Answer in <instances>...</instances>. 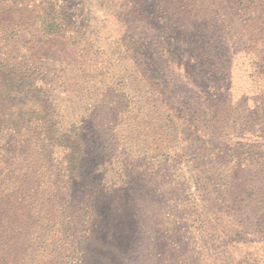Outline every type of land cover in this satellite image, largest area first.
I'll return each mask as SVG.
<instances>
[{
	"label": "rangeland",
	"instance_id": "rangeland-1",
	"mask_svg": "<svg viewBox=\"0 0 264 264\" xmlns=\"http://www.w3.org/2000/svg\"><path fill=\"white\" fill-rule=\"evenodd\" d=\"M263 6L264 0H0V37L10 46L3 51L38 79L36 89L50 95L65 127L83 137L102 136L100 148L108 136L103 134L117 132L130 174L151 199L171 186L157 177L151 187V166L137 157L174 158L170 174L182 188L172 185L175 192L162 209L165 219L172 214L169 233L157 246L148 244L154 258L145 264H264V184L255 183L250 192L263 161L248 146L257 132L239 126L243 101L264 99V79L250 74L246 57L248 43L264 56ZM50 7L61 24L53 34L40 28ZM217 117L224 119L223 135H231L222 165L212 162L224 154L222 141L201 142L209 124L216 132L223 127L214 123ZM62 139L58 132L49 147L52 162ZM28 145L0 134V263L3 245L26 248L36 237L38 196L54 180L49 156L41 166ZM237 161L244 173L236 182L220 166L236 173ZM103 164L110 169L108 161ZM208 167L211 173L204 172ZM193 198L202 211L195 224L183 217ZM176 200L183 216L173 212Z\"/></svg>",
	"mask_w": 264,
	"mask_h": 264
},
{
	"label": "trees",
	"instance_id": "trees-1",
	"mask_svg": "<svg viewBox=\"0 0 264 264\" xmlns=\"http://www.w3.org/2000/svg\"><path fill=\"white\" fill-rule=\"evenodd\" d=\"M51 10L52 7L44 12L40 21L41 30L47 34L57 33L61 27ZM258 12L262 24L259 33L264 37V6ZM0 39L5 42L0 46V134L5 132L12 137L23 138L26 148L31 144L34 149L32 157L36 154L42 162L41 166L43 158L49 156L48 168H53L54 173L49 188L42 190L43 194L38 196L40 203L35 215L36 237L33 241L30 239L26 248L3 245L7 249L3 251L0 264H145L154 258V253H147V246H157L163 233H169L165 225L172 214L169 213L165 219L162 209L168 206L171 198L169 194L175 192L172 185L181 186L179 190L182 188V183L174 181L170 174L171 167L175 168L174 158L168 153L137 157L140 158L138 161L145 160L151 166L152 171L148 174L151 187L156 184L157 177L161 185L171 186L158 198L145 197L142 188L145 185L132 177L123 149L119 150V139L115 136L117 132L103 134L108 136L103 138L104 145L100 148L97 146L102 136L92 138L86 133L83 137L72 127H65L57 105L48 99L50 95H42L41 90L36 89L38 79L32 78V73L26 70L22 60L3 51L10 47L9 39ZM241 40L245 42L246 38L242 37ZM248 40H252V37ZM253 48L247 44L250 74L264 79V56L257 48ZM33 92L36 94H31ZM248 100L251 102L247 99L243 101L246 115L239 126L257 132L250 135L252 141L248 146L255 160L263 161L259 163L262 169L256 171L258 177L250 180V192L254 194L255 183L264 184V99ZM214 123L222 124L223 127L216 132L209 124L202 135L206 140L201 142L213 144L216 141L219 144L222 141L218 148L224 154L212 161L222 165L226 160L223 156H228L229 151L223 144L231 135H223L224 119L217 117ZM235 128V125L231 126L230 134L234 133ZM58 132H63L64 145L56 150L58 155L56 161L52 162L48 152ZM219 135L227 137L224 140ZM194 152L195 155L199 153ZM105 161L109 162L110 169L103 164ZM226 165L227 168L220 166L227 172L225 176L240 181L239 174L244 173L240 161L235 166L239 167L236 173ZM255 165L250 167L249 174L256 169ZM146 168L148 172L150 167ZM211 169L208 167L204 172L211 173ZM106 178L109 184L103 181ZM42 199L49 208H45ZM175 202L173 212L183 216L179 212V201ZM188 210L189 214L183 217L193 224L197 223L202 211L198 212L199 207L194 198ZM47 229L51 233H45ZM24 254L29 261L22 257Z\"/></svg>",
	"mask_w": 264,
	"mask_h": 264
}]
</instances>
